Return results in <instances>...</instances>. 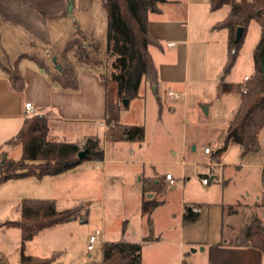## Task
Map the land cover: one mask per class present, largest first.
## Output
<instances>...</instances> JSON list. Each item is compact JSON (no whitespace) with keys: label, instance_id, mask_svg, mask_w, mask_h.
<instances>
[{"label":"rangeland","instance_id":"374dc122","mask_svg":"<svg viewBox=\"0 0 264 264\" xmlns=\"http://www.w3.org/2000/svg\"><path fill=\"white\" fill-rule=\"evenodd\" d=\"M68 2L69 0L47 2L48 6L56 10H60L61 3L64 5L60 11H63L68 23H60L62 25L55 34L65 33L68 26L73 24L82 30L85 35L84 42L89 45L88 50L93 58L92 65L82 59L83 56H76V51L79 50L75 46L68 49L66 45L63 47L57 44L50 48L51 53H44L41 45L35 51L30 50L28 45L35 40L34 34L27 35V32L20 29L17 20L0 23L2 48L13 55V58L30 50L32 52L29 53L35 52L40 56L51 54L47 56L49 60L56 56L57 63L73 66L78 74L82 68L92 66L98 68L95 71L99 75L106 73L110 76L113 59L106 51V9L100 0H74L73 12L69 14ZM209 8L210 0H194L187 26L188 36L183 39L167 37L162 39V48L151 47L157 61L178 63V78L181 79L178 80V85H161L159 90L154 87L150 89L142 82L141 92L144 93L148 88L146 110L137 108L134 112L131 106L123 114L122 122L140 121L146 124L147 136L139 150L144 151L148 163L157 159H173L171 148L174 145H178L180 160L182 143L191 138L197 139L198 147L208 145L212 149L210 160L213 163L208 164L204 158H200L198 163L188 165L186 172H182L179 166L178 169L171 167L168 162L163 164L161 171L166 173L169 170L175 176L177 185L170 188L167 201L162 207L150 212L147 205L148 210L143 216L141 208H136V203L132 202L130 192L111 190V183L117 176L127 177L128 180L131 178L140 187L143 185V172L134 171L129 163L103 164L102 161L86 159L80 163L75 173L4 181L0 183V264H20L23 250L26 254L53 258L52 264H96L102 258L103 244H96L92 251L87 248V239L96 229L103 231L104 235L106 231L109 240H119L125 220L129 218L130 236L136 241H142L144 235L165 240L174 236L173 231L166 227L176 221L174 214L177 209L178 237L179 227L182 225L186 256L193 247L202 248L187 244L188 239L206 242L234 239L242 230L245 221L253 215L264 223V127L258 135L257 150L242 154L241 145L233 140L226 149H220L224 145L222 137L225 129L240 106L243 87L246 85L245 77L255 72L254 51L262 37L261 24L257 20L249 23L236 62L231 71L224 75V65L229 55L228 31L214 29L213 26L228 14L230 5L226 4L216 11ZM162 18L167 19L165 16ZM65 37L58 35L55 39L65 41L68 39ZM171 41L175 43L169 44ZM97 43L100 47L94 51L93 47ZM0 57H3L2 51ZM170 89L177 91L179 98L170 95ZM101 115L105 117L104 111ZM1 122L3 121L0 118V136L6 130ZM63 124L59 121L55 126ZM97 126L98 135L104 144L105 120ZM114 130L116 133L120 131L119 128ZM84 131V128L80 130L76 127L72 139H84ZM113 145L114 147L110 145L108 148V157H132L134 142L122 140L114 142ZM21 156L20 145L0 143V164L4 157L19 159ZM144 166L151 171L154 164ZM105 174L108 177L107 182ZM202 176H206L210 182L203 183ZM152 193L149 192L148 195ZM24 198L55 199L59 210L76 206L82 208L76 218L41 230L25 243L23 249L21 228L10 225L9 222L21 217V202ZM184 200L204 204L202 222L191 220L179 223L181 203ZM174 248L160 243L144 244L143 255L148 262L160 253L176 252Z\"/></svg>","mask_w":264,"mask_h":264},{"label":"trees","instance_id":"16d2710c","mask_svg":"<svg viewBox=\"0 0 264 264\" xmlns=\"http://www.w3.org/2000/svg\"><path fill=\"white\" fill-rule=\"evenodd\" d=\"M108 14L106 51L112 60L113 71L110 76H101L110 83L106 99V122L120 127L130 139L142 140L145 129L142 125L127 126L120 122V114L124 108V100L138 97L143 80L151 85L158 81V70L150 53V45H158V40L150 33L148 27L149 13L158 12L160 4L166 0H100ZM230 5L228 15L214 25L215 29L228 30V59L224 65V75L228 74L236 62L245 32L252 20L261 24L262 37L254 51L255 72L246 80L247 91L243 92L238 109L234 112L230 126L225 136V149L233 140L242 147V153L248 154L257 150L259 132L264 127V77L261 70V55L264 47V0H211V9L216 10L224 5ZM244 27L240 41H236L238 27ZM78 35L70 38L66 48L74 46L76 56L92 65L87 44L84 42V32L78 29ZM83 39V40H81ZM100 44L94 45L97 51ZM92 48V49H93ZM0 65L6 71L11 87L22 92L25 88V78L18 67L21 58L28 57L40 64H46L38 53H22L17 58L2 51ZM54 63H57V57ZM55 65L52 77L63 87L78 86V72L71 65ZM89 68H92L89 67ZM49 116L34 114L25 118L15 142L22 148L19 159L5 157L0 164V183L25 177L58 175L72 171L86 159L99 161L104 158V149L100 139L89 136L81 145L75 142L51 141ZM85 149L86 158H79L78 152ZM82 206L59 210L55 199L24 198L21 202V217L10 221V225L18 226L22 231L23 249L25 243L31 240L41 230L57 223L76 218ZM199 213L185 207L184 220H192ZM236 246H253L264 254V223L253 215L245 222L243 229L233 242ZM142 242L108 241L103 243V258L96 264H142ZM53 258H42L26 254L23 250L20 264H52Z\"/></svg>","mask_w":264,"mask_h":264},{"label":"crops","instance_id":"0c3cea01","mask_svg":"<svg viewBox=\"0 0 264 264\" xmlns=\"http://www.w3.org/2000/svg\"><path fill=\"white\" fill-rule=\"evenodd\" d=\"M48 1L49 0H0V23L5 22L6 20H17L20 23V29L27 32V35H29V33L34 34L35 40L30 42L28 45L30 50L34 49L33 51H35L39 47L38 45H41L44 48V53H46L47 49L51 51L50 48H54L57 44H61L64 47L70 38L78 35V29L74 24L72 26L68 24V31L65 33L55 34L56 30H58L60 25H62L60 23L64 24L68 22L65 20V14L63 11H60L63 10L64 5L62 3L61 5L59 4L60 10H56L53 7L48 6ZM193 1L194 0H166L160 4V10L158 12L149 13V31L159 42L158 45L153 44L149 46L150 53L158 70V81L156 85H151L149 82L143 80V82H145L147 85L146 87L150 89L154 87L155 90H159L161 85L171 83L178 85V80L180 81L181 79L180 77L178 78V63H170L168 60L157 61L154 57L151 47L155 46L162 48V39L167 37H180L183 39V37L185 38L188 36L189 28H187V26L192 13ZM198 5H200V3H198ZM209 9L211 11L218 10H212L211 6ZM164 16L167 17L166 20L162 18ZM179 16L181 17L179 18ZM58 35L60 37L66 36L68 39L65 41H59L55 39V36ZM1 36L2 33L0 32V38ZM173 42L174 41H171L169 44H174L175 42ZM4 50L6 49H3L0 44V51ZM30 50L29 52H32ZM48 55L50 56L51 54ZM48 55L46 54V56H42L44 59L46 58V64H40L36 60L30 59L28 57L21 58L18 61V67L25 78V88L22 92H17L11 87L7 79L6 71L0 65V68L2 69L0 70V118L3 121L1 122L3 127L5 126L6 128V130H4L0 136V143H8L12 146L17 145L15 142L16 135L19 132L25 118L31 116L27 114L25 103L27 101L32 102L36 110L35 114H47L50 118V132L48 135L49 140L75 142L82 145L89 136H96L100 139L101 146L104 149V158L103 160L99 161H102L103 164L129 163L132 164V169L134 171L143 172L141 177L144 178V183L141 187L136 183H133L131 178L128 180L127 177L122 176H117V178H114L111 183V190L113 192H130L129 195L131 200L132 202L136 203V208H141L142 216L145 215V211L148 210L146 208L147 205L150 207V212L162 207L167 201V193L170 192V188L177 185L176 183H167L166 175L171 172L169 170H167L166 173L161 171L163 164L168 162L171 167H176V169H178L179 166L182 172H186L188 165L198 163L200 158H204V161H207L208 164L213 163V160H210V155L213 152L211 151L210 153H206L204 151V148L208 145L198 147V141L196 138H191L189 141L185 139L183 141L180 150V160H178V145H174L171 148L172 156L174 157L173 159L168 161L157 159V161L148 163V161L145 159L144 151L140 152L139 150L142 148V144L147 136L148 129L146 124L140 121L136 123L122 122L123 114L128 111L131 106L133 107L134 112L137 110V108H141V110L144 111L146 110L145 100L148 98V88H146L145 92L142 93L140 86L138 97L130 100L128 106L125 105L121 111L120 122L122 124L127 126L142 125L145 129L144 138L142 140L130 139L128 138L127 134L121 131L120 127L109 125L106 122V99L110 83H108L107 80H105L95 71V69L98 68H82L83 71L81 70V72L78 74V86L76 88H66L52 77V72L55 67L53 61L55 56L49 60L47 58ZM18 56H15L14 58H17ZM25 60H29V62L26 63ZM172 91L178 94V92L174 89H170L169 94ZM174 98H179V94L178 97L174 96ZM103 111L105 113V117H102L101 115ZM104 120L107 131L105 130L104 144H102V140L97 132V125L99 122L102 123ZM59 121L63 122L64 124L55 126V123ZM72 125H75V127ZM229 126L230 123L226 127V131L222 137L224 139V144L225 136ZM76 127H79L80 130L82 128L85 129V131L82 133L84 135V139L79 141L72 139V135L75 134L74 132ZM115 128H119L120 131L116 133L114 130ZM109 133H111L112 136ZM112 137L114 139H111ZM122 140L134 142V150L131 152L132 157L129 159L108 157V148L110 145L111 147H114V142H119ZM223 146L220 148L221 150H223ZM145 164H154V166L151 168V171H148L144 166ZM79 165L72 171L49 176H63L69 173H75ZM107 168L108 167L106 166V169ZM172 176L175 178L173 174ZM202 177L204 178L206 176ZM212 178H214V176ZM105 180L106 182L108 181L106 174ZM149 192L153 193L148 195ZM257 199H259V197H257ZM192 204L198 205L202 208V211L199 213L198 217L192 220H197L199 222L203 221L202 215L205 208L204 204L199 201L184 200L181 203L180 224L182 222L185 223L191 221L184 220V212L185 207ZM174 218H176V221L168 224V227H166V229L172 230L174 235L168 239L160 240L159 238H154L150 235H144L142 241H136V239L130 236L128 227L129 218H127L125 220V227L121 233V239L109 240L107 232L104 231L105 241L103 243L121 240L125 242H142L143 248L144 244L160 243V245H168L171 246V249H173V247L176 249V252L170 251L169 253H160L153 260H149L147 262L145 261L142 248V264H264V254L260 249L253 246L234 245L233 242L238 236L234 239H221L212 242L188 239L187 244L202 246V249L199 247H193L190 254L186 256L183 248L184 232L182 225L179 227L178 237V209L175 211ZM250 218H248L245 222L250 220Z\"/></svg>","mask_w":264,"mask_h":264},{"label":"built area","instance_id":"2783aa9c","mask_svg":"<svg viewBox=\"0 0 264 264\" xmlns=\"http://www.w3.org/2000/svg\"><path fill=\"white\" fill-rule=\"evenodd\" d=\"M47 52L48 53H51L50 50L47 49ZM249 77H246V80L248 79ZM247 91V86L245 85L243 87V92H246ZM170 94L174 95L175 97H178V94L175 93V92H170ZM25 107H26V110H27V114L28 115H34L36 113V110H35V107L34 105L32 104V102L30 101H27L25 103ZM204 151L206 153H210L212 151V149L210 147H205L204 148ZM166 179H167V183L169 184H175L176 183V180L175 178L172 176L171 173L167 174L166 175ZM202 181L203 183L205 184H208L209 183V179L207 177H204L202 178ZM190 208L192 211L194 212H198L200 213L202 211V208L198 205H195V204H192L190 205ZM105 241L104 239V233L103 231L99 230V229H96L93 233H91L88 237V250H93L95 248V245L98 244V243H103Z\"/></svg>","mask_w":264,"mask_h":264},{"label":"water","instance_id":"95a60500","mask_svg":"<svg viewBox=\"0 0 264 264\" xmlns=\"http://www.w3.org/2000/svg\"><path fill=\"white\" fill-rule=\"evenodd\" d=\"M74 6H75L74 0H69V2H68V13L69 14H72ZM243 33H244V27H242V26L238 27L237 34H236V41L237 42L241 40V38L243 36ZM55 60H56V58L54 57L53 61H55ZM56 66L59 69L61 68V64H57ZM261 70H262L263 77H264V47H263L262 55H261ZM124 104L126 106H128L129 100L125 99L124 100ZM78 156H79V158H82V159L86 158V156H87L86 150L85 149H81L78 152Z\"/></svg>","mask_w":264,"mask_h":264}]
</instances>
